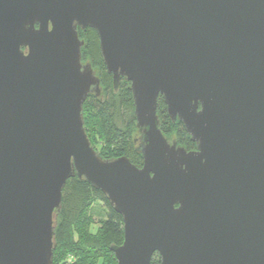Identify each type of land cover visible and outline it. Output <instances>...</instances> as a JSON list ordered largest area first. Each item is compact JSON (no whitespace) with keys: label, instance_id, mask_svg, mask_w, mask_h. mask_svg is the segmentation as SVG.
Listing matches in <instances>:
<instances>
[{"label":"water","instance_id":"water-1","mask_svg":"<svg viewBox=\"0 0 264 264\" xmlns=\"http://www.w3.org/2000/svg\"><path fill=\"white\" fill-rule=\"evenodd\" d=\"M86 28L129 83L140 167L87 136ZM159 97L194 150L163 136ZM74 177L122 218L116 264H264V0H0V264H53Z\"/></svg>","mask_w":264,"mask_h":264},{"label":"trees","instance_id":"trees-1","mask_svg":"<svg viewBox=\"0 0 264 264\" xmlns=\"http://www.w3.org/2000/svg\"><path fill=\"white\" fill-rule=\"evenodd\" d=\"M85 49H92L99 67L103 70V78L99 77L100 95H89L83 104V120L87 136L92 144V133L97 131L103 144L102 153H97L103 159L125 156L131 163L140 166L142 158L140 153L135 150L134 140L137 129L129 84L121 79L117 89H114L112 76L105 70L95 37L89 41L87 46L85 40V45L81 48L83 59L84 53H86ZM89 105L92 107L90 108ZM157 116L160 130L169 142L172 139L173 142L187 151L196 148L183 125L177 119L173 121L168 116L161 97L157 101ZM72 181L76 182L75 187L83 192L81 201L77 199V203L80 202L82 207L88 205L93 195L98 196L106 207V217L98 224L94 233L90 219L81 215L83 213L80 210L81 207L77 208L71 217L68 218L66 215L64 193ZM54 232L53 264L58 262L65 264L68 257H71L72 264H116L110 246L122 243V218L112 209L105 195L87 182L80 181L75 177L67 182L62 192V206L56 218ZM151 264H159L157 254L153 256Z\"/></svg>","mask_w":264,"mask_h":264},{"label":"rangeland","instance_id":"rangeland-1","mask_svg":"<svg viewBox=\"0 0 264 264\" xmlns=\"http://www.w3.org/2000/svg\"><path fill=\"white\" fill-rule=\"evenodd\" d=\"M95 36V33L91 30L86 31L85 34L83 35L82 39L85 41L86 40V46L89 45V41ZM88 38V39H87ZM86 53H84V59L83 62H89L96 75L99 77L103 78V70L99 67V64L97 60L95 59V56L93 54L92 49H85ZM84 50V52H85ZM101 69V70H100ZM90 100V99H89ZM91 101V100H90ZM118 102V101H117ZM120 106V104H119ZM91 108L92 106L89 105ZM121 107V106H120ZM128 114V112H126ZM170 142H172V139H170ZM92 145L94 149L102 153V139L100 136L97 134V131H94L92 133ZM76 182H71L70 185L66 188V191L64 193V204H65V209H66V215L71 217L74 215L73 213L76 212V209L81 207L80 210L83 211L81 214L84 218L90 219L91 223L93 224V233L95 230H97L98 224L102 222L105 217H106V207L104 206L103 202L99 199L98 196L93 195L90 202L86 206H81L80 202L77 203V199L81 201L83 192L78 189V187H75ZM65 264H72V259L71 257H68L65 260ZM56 264H63L62 262H58Z\"/></svg>","mask_w":264,"mask_h":264},{"label":"flooded vegetation","instance_id":"flooded-vegetation-1","mask_svg":"<svg viewBox=\"0 0 264 264\" xmlns=\"http://www.w3.org/2000/svg\"><path fill=\"white\" fill-rule=\"evenodd\" d=\"M89 30H91V31H93L94 33H95V31L93 30V29H91V28H86V29H78V35H79V38H80V40L83 42V46L85 45V41L82 39V37H83V35L85 34V32L86 31H89ZM95 36H96V39H97V35H96V33H95ZM97 42H98V39H97ZM82 46V47H83ZM98 49H99V46H98ZM99 54H100V51H99ZM82 63H89V62H83V58H82ZM90 64V63H89ZM91 65V64H90ZM91 68H92V70H93V72H94V74L96 75V73H95V71H94V69H93V67H92V65H91ZM111 75V74H110ZM97 77H99L98 75H96ZM112 76V75H111ZM100 79V78H99ZM124 80V79H123ZM120 82H121V80H120ZM128 83V82H127ZM129 84V83H128ZM101 92V91H100ZM138 138H139V134H138V131H137V135H136V137H135V140H134V144L137 146L138 144H139V140H138ZM173 142V141H172ZM142 165V164H141ZM140 165V166H141ZM140 166H138V167H140Z\"/></svg>","mask_w":264,"mask_h":264}]
</instances>
